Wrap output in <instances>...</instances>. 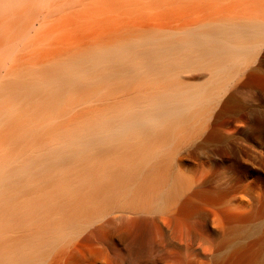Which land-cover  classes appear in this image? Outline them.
<instances>
[{
    "label": "bare ground",
    "instance_id": "6f19581e",
    "mask_svg": "<svg viewBox=\"0 0 264 264\" xmlns=\"http://www.w3.org/2000/svg\"><path fill=\"white\" fill-rule=\"evenodd\" d=\"M262 127L264 0H0V264L192 261L184 166Z\"/></svg>",
    "mask_w": 264,
    "mask_h": 264
},
{
    "label": "rangeland",
    "instance_id": "374dc122",
    "mask_svg": "<svg viewBox=\"0 0 264 264\" xmlns=\"http://www.w3.org/2000/svg\"><path fill=\"white\" fill-rule=\"evenodd\" d=\"M235 126L231 123L227 132L233 133ZM244 144L242 168L234 171L233 183L227 188L218 186L230 177L227 153L222 152L219 159L203 156L199 161L184 166L185 175L197 188L193 201L205 215L192 218V222L207 241L203 245L200 242L197 257L192 261L183 255L163 253L157 264H214L216 258L223 259L235 243L252 244L249 256L256 258L258 264H264V127L255 137L246 138ZM259 228L245 237L240 236L244 231ZM220 246L222 250L216 253ZM244 264H249L248 260H244Z\"/></svg>",
    "mask_w": 264,
    "mask_h": 264
}]
</instances>
